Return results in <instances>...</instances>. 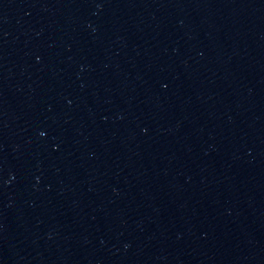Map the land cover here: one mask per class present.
I'll return each instance as SVG.
<instances>
[{
    "label": "water",
    "instance_id": "1",
    "mask_svg": "<svg viewBox=\"0 0 264 264\" xmlns=\"http://www.w3.org/2000/svg\"><path fill=\"white\" fill-rule=\"evenodd\" d=\"M0 264H264V0H0Z\"/></svg>",
    "mask_w": 264,
    "mask_h": 264
}]
</instances>
